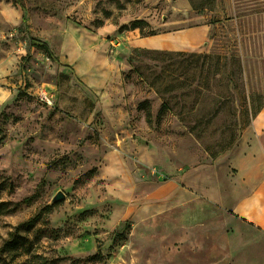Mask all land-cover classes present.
Returning a JSON list of instances; mask_svg holds the SVG:
<instances>
[{
  "label": "rangeland",
  "instance_id": "374dc122",
  "mask_svg": "<svg viewBox=\"0 0 264 264\" xmlns=\"http://www.w3.org/2000/svg\"><path fill=\"white\" fill-rule=\"evenodd\" d=\"M263 131L264 0H0V264L228 261L203 176L232 206Z\"/></svg>",
  "mask_w": 264,
  "mask_h": 264
},
{
  "label": "crops",
  "instance_id": "0c3cea01",
  "mask_svg": "<svg viewBox=\"0 0 264 264\" xmlns=\"http://www.w3.org/2000/svg\"><path fill=\"white\" fill-rule=\"evenodd\" d=\"M208 25H199L195 29L200 31H189L184 35V40L181 43H175L173 41V30L168 27L164 33L160 35L161 45L152 47L154 49H177L180 45H192L195 42L202 40L206 37V30ZM202 29V30H201ZM193 30V29H192ZM184 31H180L183 34ZM260 129V128H259ZM258 130V128H256ZM263 156H264V131L257 132ZM219 175V174H215ZM215 175L203 176V194L211 202H213L218 208H221L226 214L220 217L219 228L217 227L219 236L222 237L220 244L228 247L229 258L228 261H221L220 264H232L235 261L251 255L255 260H260L259 264H264V253L261 254L255 250V245L258 243H264V175H236L231 178L224 175L222 179L226 184V189H230L232 192L241 189L244 194L240 197L233 198V205L227 206L221 199L217 186L219 185V178L215 179ZM210 180V184L207 180ZM207 183V184H206ZM215 216L216 213L212 212ZM217 219V217H215ZM225 250V253L227 251ZM219 264L217 261L215 263Z\"/></svg>",
  "mask_w": 264,
  "mask_h": 264
},
{
  "label": "trees",
  "instance_id": "16d2710c",
  "mask_svg": "<svg viewBox=\"0 0 264 264\" xmlns=\"http://www.w3.org/2000/svg\"><path fill=\"white\" fill-rule=\"evenodd\" d=\"M172 1H176V0H172ZM213 7H214V4L208 6V9H211V10H212ZM192 8H193V7H192ZM193 9L196 10L197 8H193ZM139 25H140V22H134V23L132 24V26L130 27V29H131V30H136V29L139 28ZM39 45H40V48H41V49H44V51H45L46 53H50V52L48 51V48H47V46H46L45 44H39ZM146 121H147L148 123L151 122V115H150L149 113L146 114ZM128 229H129V225L126 223L125 226H124V228H123V230H128ZM116 236L122 237L123 234H122V233H118V234H116Z\"/></svg>",
  "mask_w": 264,
  "mask_h": 264
},
{
  "label": "water",
  "instance_id": "95a60500",
  "mask_svg": "<svg viewBox=\"0 0 264 264\" xmlns=\"http://www.w3.org/2000/svg\"><path fill=\"white\" fill-rule=\"evenodd\" d=\"M62 200H64V194L62 192H58L53 198L51 204L54 205Z\"/></svg>",
  "mask_w": 264,
  "mask_h": 264
}]
</instances>
